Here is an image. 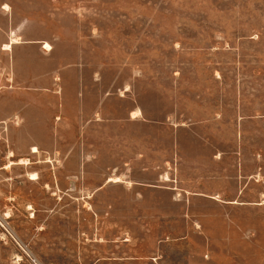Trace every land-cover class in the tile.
<instances>
[{
    "label": "rangeland",
    "instance_id": "rangeland-1",
    "mask_svg": "<svg viewBox=\"0 0 264 264\" xmlns=\"http://www.w3.org/2000/svg\"><path fill=\"white\" fill-rule=\"evenodd\" d=\"M0 3L28 38L48 37L82 63L90 88L99 71L112 93L103 120L74 125L51 126L31 109L38 124L27 126L9 108L0 125V264H98L103 241L126 231L142 258L101 264H264V0ZM134 108L142 113L129 120ZM116 175L139 184L133 192L105 184ZM197 181L225 198L242 189L247 203L218 234L232 246L215 238L218 253H197L198 241L179 238L146 205L113 204L156 198L152 186L195 192Z\"/></svg>",
    "mask_w": 264,
    "mask_h": 264
},
{
    "label": "crops",
    "instance_id": "crops-1",
    "mask_svg": "<svg viewBox=\"0 0 264 264\" xmlns=\"http://www.w3.org/2000/svg\"><path fill=\"white\" fill-rule=\"evenodd\" d=\"M11 15L13 9L0 3V125L5 123L9 108L14 105L19 120L27 126L38 124L36 120H31V109L35 110V116L41 113L42 117L50 120L48 124L51 126L74 125L70 119L103 120L107 97L112 93L107 92L99 71L93 73L90 88L86 68L82 63H74L68 57H63L59 46L49 41L48 37L28 38L26 35L29 27L26 24H14ZM45 43L50 48L43 46ZM141 113L139 108L130 109L128 118L135 120ZM34 136L37 140L38 136ZM53 136L56 141L63 140L60 133H53ZM111 177H119L120 181H109ZM197 182L200 184L195 185V192L180 185L152 186L156 190V198L135 197L126 199L130 200L126 203L115 197L113 204L146 205L157 218L170 219L172 227L181 231L179 238L187 242L192 239L198 241L197 253H218L213 249L214 241L218 240L215 238L220 237V232L225 235L232 229L233 211L247 206V203L238 198L243 194L242 189L238 190L237 197L225 198L220 190L213 191L203 185L205 182ZM109 183L124 184L129 192H133L135 185L139 184L119 175L108 177L105 184ZM132 237H136L133 232L126 231L120 232L119 236L115 235L113 240H104L101 246L107 251L99 257L98 264L102 261L140 260L142 257L139 249L133 247L136 244L130 241ZM223 241V244L232 246L231 239L225 237L222 240L220 237L218 243L222 244Z\"/></svg>",
    "mask_w": 264,
    "mask_h": 264
},
{
    "label": "bare ground",
    "instance_id": "bare-ground-1",
    "mask_svg": "<svg viewBox=\"0 0 264 264\" xmlns=\"http://www.w3.org/2000/svg\"><path fill=\"white\" fill-rule=\"evenodd\" d=\"M46 46H49V45L47 44ZM49 48H50V46H49ZM32 151H33V152H37V151H38L37 147L34 146V147L32 148ZM21 163H25V160L21 161ZM10 165H11V164H10ZM109 180L119 181V178H110Z\"/></svg>",
    "mask_w": 264,
    "mask_h": 264
}]
</instances>
